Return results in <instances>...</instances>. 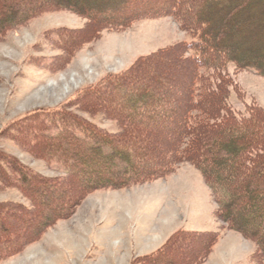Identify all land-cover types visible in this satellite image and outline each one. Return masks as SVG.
Returning a JSON list of instances; mask_svg holds the SVG:
<instances>
[{
	"label": "trees",
	"instance_id": "trees-1",
	"mask_svg": "<svg viewBox=\"0 0 264 264\" xmlns=\"http://www.w3.org/2000/svg\"><path fill=\"white\" fill-rule=\"evenodd\" d=\"M18 1L0 0V35L46 8L67 9L85 16L93 23L94 31L124 29L146 17L171 16L179 24L191 41L141 56L125 71L110 74L81 93L78 103L89 112L115 121L117 132L99 129L64 106L49 112L51 125H63L62 131L45 135L49 127L44 112L31 113L21 119L28 126L34 122L37 132L30 153L65 162L66 171L79 180L81 194L143 183L167 175L177 163H191L210 187L221 221L254 241L257 260L264 264V113L256 106L247 115L237 113L229 103V91L223 88L226 82H232L226 71L231 63L237 70L252 68L264 76V49L256 48L254 54L245 49L238 54L240 47L233 44L234 37L240 43L254 42L258 35L264 42V15L257 11L250 15L264 0ZM205 8H214L215 23H209ZM168 53H176L180 62H188L191 73L182 94L185 102L177 106L181 113L177 115L178 126H173L174 142H163L161 151L154 153L149 145L161 142L160 136L172 129L176 117L172 110H158L165 103H173L164 98L170 95L158 79L147 76V67H159L158 60ZM134 119L153 122L154 126L133 129L130 123ZM143 137L152 142L148 146L135 142ZM151 153L153 159L147 167L134 161ZM66 180L43 178L19 159L0 151V190L19 189L31 202L28 207L11 200L0 201V258L16 254L67 214L52 208L40 212L37 208L44 203V192L47 195L58 188L67 190ZM252 184L254 190H249ZM258 193L263 196L257 197ZM239 202H245V207H237ZM64 203L62 207L73 206L67 200ZM210 239L205 233L179 230L158 250L133 264H154L180 253L182 245L192 241L198 242V248L178 264H198L207 257ZM169 259L168 263L174 264Z\"/></svg>",
	"mask_w": 264,
	"mask_h": 264
},
{
	"label": "rangeland",
	"instance_id": "rangeland-1",
	"mask_svg": "<svg viewBox=\"0 0 264 264\" xmlns=\"http://www.w3.org/2000/svg\"><path fill=\"white\" fill-rule=\"evenodd\" d=\"M38 1L43 0H35ZM255 9L258 10H252L251 16L256 11L264 15V1ZM213 11L214 8H205L211 24L216 22ZM88 21L71 10L46 8L0 35V151L19 159L43 178H67V190L58 188L47 195L44 192V203L37 208L40 212L47 208L68 211L16 254L0 258V264H133L158 250L179 230L211 237L207 257L198 264H260L255 242L221 221L210 187L191 163H177L167 175L143 183L81 194L80 182L66 171L65 162L37 158L30 153L37 132L34 122L28 126L21 119L44 112L49 127L45 135H58L63 125L52 126L49 112L68 106L75 116L114 134L118 131L115 121L89 112L78 103L84 89L110 74L125 71L141 56L191 41L171 16L141 18L119 30L94 31L93 23ZM234 38L233 44L240 47L238 54L245 49L252 54L256 48L264 49L259 35L254 42L240 43ZM157 64L158 70L156 66L147 67V76L158 79L170 95L164 98L173 103H165L158 110H172L176 120L171 123L172 129L160 136L159 144L151 143L152 146L145 137L135 140L143 146L150 144L154 153L161 151L163 142H174L173 126H178L177 115L181 113L177 106L185 102L182 94L191 73L190 64L180 62L176 53L162 56ZM226 71L232 84L226 82L223 88L229 91L233 109L247 115L256 106L264 113V76L252 68L237 70L232 63ZM130 125L133 129L154 126L153 122L135 119ZM77 134L83 137L81 132ZM154 153L134 161L147 167ZM249 190H254L253 184ZM21 192L0 190V201L11 200L30 207L31 202ZM261 195L258 193L257 197ZM64 200L70 205L75 200L76 204L62 207ZM244 203L239 202L237 207H245ZM196 243L182 245L180 253L154 264H169L168 259L178 264L198 248Z\"/></svg>",
	"mask_w": 264,
	"mask_h": 264
}]
</instances>
